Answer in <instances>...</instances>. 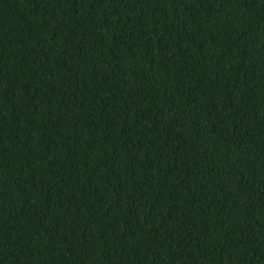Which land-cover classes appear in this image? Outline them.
Instances as JSON below:
<instances>
[{"label": "trees", "instance_id": "trees-1", "mask_svg": "<svg viewBox=\"0 0 264 264\" xmlns=\"http://www.w3.org/2000/svg\"><path fill=\"white\" fill-rule=\"evenodd\" d=\"M0 264H264V0H0Z\"/></svg>", "mask_w": 264, "mask_h": 264}]
</instances>
